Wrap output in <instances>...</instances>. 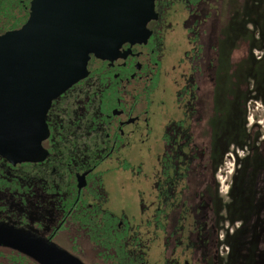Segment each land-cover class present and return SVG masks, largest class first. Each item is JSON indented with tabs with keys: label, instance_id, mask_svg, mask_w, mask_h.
<instances>
[{
	"label": "flooded vegetation",
	"instance_id": "1",
	"mask_svg": "<svg viewBox=\"0 0 264 264\" xmlns=\"http://www.w3.org/2000/svg\"><path fill=\"white\" fill-rule=\"evenodd\" d=\"M34 1L0 0V264H43L52 247L82 264H221L231 241L246 254L254 233L264 250L254 209L264 208V159L253 162L264 136L252 124L243 144L227 137L233 88L248 109L246 36L234 25L247 0H156L145 37L91 54L43 130L24 94L23 46L2 42ZM233 39L239 51L225 57Z\"/></svg>",
	"mask_w": 264,
	"mask_h": 264
},
{
	"label": "water",
	"instance_id": "2",
	"mask_svg": "<svg viewBox=\"0 0 264 264\" xmlns=\"http://www.w3.org/2000/svg\"><path fill=\"white\" fill-rule=\"evenodd\" d=\"M155 1L97 0L94 10L77 12L53 0L34 1L22 31L3 37L2 42L18 44L20 50L23 46V69L30 84L24 94L30 100L34 95L41 130L46 129L52 102L87 76L91 54L106 59L122 44H137L145 37L147 24L155 17ZM38 257L43 264H82L56 247Z\"/></svg>",
	"mask_w": 264,
	"mask_h": 264
},
{
	"label": "rangeland",
	"instance_id": "3",
	"mask_svg": "<svg viewBox=\"0 0 264 264\" xmlns=\"http://www.w3.org/2000/svg\"><path fill=\"white\" fill-rule=\"evenodd\" d=\"M246 7L247 14L244 15L241 21L239 20V14H237L234 25L238 35L240 31H244V36H246L245 72L248 109L245 111L244 98L240 94L239 87L233 88L231 92L233 100L227 119L230 122L227 137H229L231 144H243L252 124L254 126L252 130H258L261 136H264V0H247ZM232 15L234 14L232 13ZM236 44V39L231 40V42L224 41L222 49L225 57L228 54L233 56L239 51V44L237 47ZM237 70L239 75L238 67ZM253 132L251 135H253ZM221 142V145H223V136ZM259 154L260 151H258L257 157L253 159L255 165H262L264 158L261 159V154ZM215 158L217 160L221 158L220 151H216ZM253 194H256L255 191L249 190L247 196H242L243 203L249 209L255 204V201L251 203V199L254 200ZM254 209L259 210V213H264V208L261 205ZM258 224L264 227V220L262 222L260 220ZM254 235L257 236V240L254 239L248 248L245 247L247 249L246 254H243V247L239 241H231V244H228L232 248L231 257L221 264H264V250L261 251L260 249L259 234L254 233Z\"/></svg>",
	"mask_w": 264,
	"mask_h": 264
}]
</instances>
